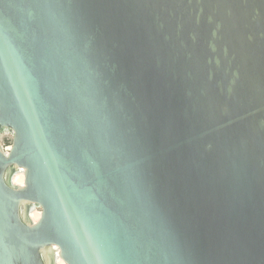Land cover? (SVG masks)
I'll list each match as a JSON object with an SVG mask.
<instances>
[{
	"label": "water",
	"instance_id": "1",
	"mask_svg": "<svg viewBox=\"0 0 264 264\" xmlns=\"http://www.w3.org/2000/svg\"><path fill=\"white\" fill-rule=\"evenodd\" d=\"M3 131L0 264H264V0H0Z\"/></svg>",
	"mask_w": 264,
	"mask_h": 264
},
{
	"label": "rangeland",
	"instance_id": "2",
	"mask_svg": "<svg viewBox=\"0 0 264 264\" xmlns=\"http://www.w3.org/2000/svg\"><path fill=\"white\" fill-rule=\"evenodd\" d=\"M12 139H13L12 133H10L9 131H3L2 133H0V147L6 150V148H8L12 145ZM17 173L18 172L14 173L12 175V177H11L12 182L14 181V177H15V175H17ZM33 212H41V209L40 208H34L32 213Z\"/></svg>",
	"mask_w": 264,
	"mask_h": 264
},
{
	"label": "bare ground",
	"instance_id": "3",
	"mask_svg": "<svg viewBox=\"0 0 264 264\" xmlns=\"http://www.w3.org/2000/svg\"><path fill=\"white\" fill-rule=\"evenodd\" d=\"M24 181H25L24 173L18 172L17 175H15L14 177L13 183L15 186L22 187L24 185ZM40 217H41V212H33L31 214V220L35 223L40 219ZM57 263L65 264L61 259H59Z\"/></svg>",
	"mask_w": 264,
	"mask_h": 264
},
{
	"label": "built area",
	"instance_id": "4",
	"mask_svg": "<svg viewBox=\"0 0 264 264\" xmlns=\"http://www.w3.org/2000/svg\"><path fill=\"white\" fill-rule=\"evenodd\" d=\"M9 149V147L8 148H6V150H8Z\"/></svg>",
	"mask_w": 264,
	"mask_h": 264
}]
</instances>
